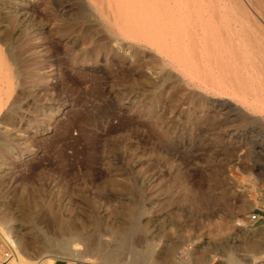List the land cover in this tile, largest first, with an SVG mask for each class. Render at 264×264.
I'll use <instances>...</instances> for the list:
<instances>
[{"label": "rangeland", "instance_id": "1", "mask_svg": "<svg viewBox=\"0 0 264 264\" xmlns=\"http://www.w3.org/2000/svg\"><path fill=\"white\" fill-rule=\"evenodd\" d=\"M124 1L0 0V264L11 249L26 264H118L83 247L45 250L56 221L97 216L153 228V264H209L264 193V111L205 88L200 26L186 69L184 38L175 50L152 33L151 7ZM172 1L180 12L190 0ZM218 1L235 37L257 45L264 75V0ZM127 208L133 217L107 216ZM119 264L139 263L128 251Z\"/></svg>", "mask_w": 264, "mask_h": 264}, {"label": "bare ground", "instance_id": "2", "mask_svg": "<svg viewBox=\"0 0 264 264\" xmlns=\"http://www.w3.org/2000/svg\"><path fill=\"white\" fill-rule=\"evenodd\" d=\"M126 1H129V0H125L124 2H126ZM136 1H135V3H137ZM150 1L149 0H139L140 6H141V7L139 6V9L142 8L141 12H145L146 11L145 9L147 7L149 10L152 9V12L150 11L151 14L150 15L148 14L149 18L151 17V25H152L151 28L153 31L152 33L153 34L155 33V35H158L161 38V40L162 39L167 40L168 38H171L170 39V41H171L173 39L174 42H173L172 47H174L175 50H177V51H179V39H180V37L184 38V39H182V41L185 40V42H187V44L185 45V47H186L185 51H187V56H186L185 60H183V63H182L183 65L187 66L186 69L189 68L188 67L189 64L191 66H193V68L195 65L197 66V64H196V62H197L196 61V57H197L196 52H198L197 51V49H198L197 48V39H198V33H199V26L202 29L203 46H202V51H201V54H202L201 57L203 60L202 66H203L204 70L201 71V74L199 75L200 76L199 80L206 85V86L205 85L204 86L207 90L218 89V90H221L222 93L226 94V95L228 94V92H230L233 95V97H235L237 99V100L235 99V101L239 102L244 107V109H245V107H247L248 109H250L251 111H253L256 114L258 112H260V109H262L261 111H264V75H263L261 69H259V63L257 62V60H258L257 56L258 55H256V53H255V50H257V49H254V45L256 47H257V45L256 44L253 45L251 43L252 41L250 40L252 38L248 39L245 36V34H244L245 38H240V37L236 38L235 37L234 34H235L236 29H233L231 27L230 22H228V21L224 22V19H223L224 17L220 14L221 9H226L225 5L222 6L220 1L217 2V0H211L210 4H208V5L205 3L206 2L205 0H190L191 1V3L189 1L190 4L188 3V1L185 4H183L181 9H183V7H184V9L186 10V13L181 14V9H179V8L178 9L180 10V12L178 10H176V8H174L172 10L169 9V0H167V1L166 0H150ZM173 1H172V3L175 2V1L174 2ZM176 1H178V0H176ZM131 2H132V0H131ZM122 3H123V1L119 4H122ZM198 3L201 4L200 7H199ZM230 3H232V2H230ZM113 4L115 5V3H113ZM127 4L128 3H126V5H125L126 8H127ZM133 4H131V5L134 6L135 4L134 5ZM175 4H176V2H175ZM181 4H182V2L180 3V5ZM114 5H112V6H114ZM121 6L123 7L124 5H121ZM137 6H138V4H137ZM137 6H135V7H137ZM176 6H179V5H176ZM117 7H119V6H117ZM135 7H134V10L136 9ZM150 7H151V9H150ZM179 7H181V6H179ZM126 8H125V10L127 11L128 8L127 9ZM128 10L130 11V9H128ZM114 11H116V10H114ZM139 11H137V12H139ZM131 12H132V10H131ZM124 14H125V12L123 13V15ZM134 14H137V13H134ZM201 14H203V16ZM119 15H121V14H119ZM129 15H130V13H129ZM164 16L169 17L170 21L168 22L167 19L165 20ZM196 17H199V18L196 19ZM246 17H248V16H246ZM118 18H120V17H118ZM135 18H137V16ZM125 19L126 18H124V20ZM130 19H129V21H130ZM118 20L121 21V19H118ZM247 20H249V19L247 18ZM139 24H141V23H139ZM142 24H143V22H142ZM263 24H264V22H263ZM125 25H127V24H125ZM134 25H135V23H134ZM136 25H138V24H136ZM129 26H130V22H129ZM261 26L264 27V25H261ZM125 28H126V26H125ZM127 28H129V27H127ZM135 29H136V27H135ZM146 29H148V28L146 27ZM137 30L139 32V29H137ZM133 31H134V28H133ZM121 32L124 33L123 31H120L118 33H121ZM244 33H246V32L244 31ZM262 34L264 36V30H262ZM168 35H172V37L168 36ZM126 36H128V35H126ZM129 37H131V36H129ZM260 37H262V36H260ZM132 39L133 38H131V41H132ZM257 39H258V37H257ZM236 42H237V44H236ZM149 43H150V41H149ZM182 43H184V42H182ZM254 43H256V42H254ZM148 44H146V45H148ZM127 46H129V45H127ZM165 46H167V45H165ZM149 47H151V46H149ZM185 47H184V49H185ZM259 47H258V49H259ZM162 48H164V47H162ZM160 49H161V47H160ZM165 50L168 51V49H166V48H165ZM158 51L160 52V50H158ZM169 54H170V51H169L168 55ZM259 54H260V50H259ZM261 55H263V54H261ZM263 56H262V60H263ZM179 57H181V56H179ZM168 58H170V57H168ZM173 60H175L174 62H172L174 64H176V63L179 64V62L181 63V61H182L181 59L179 61V58L177 56ZM200 60H201V58H200ZM263 64H264V62H263ZM171 65H173V64H170L169 66H171ZM170 68H172V67H170ZM178 68H175V66H174V70L175 69L178 70ZM193 68H190V69H193ZM190 69L187 70L188 73H189ZM193 71L197 72L198 70L193 69ZM182 72H184V71H182ZM198 72L200 73V71H198ZM195 77H197V76L195 75ZM199 85H200V83H199ZM202 88H203V86H202ZM206 89L204 90V93H205ZM210 93H211V91H210ZM218 97H220V96H218ZM237 106L238 105H236V107ZM18 202L21 205L24 204L23 203L24 201L20 200ZM118 214H121L122 218H123V216L131 218L134 216V211L131 208L123 209L122 211L121 210L120 211H118V210L107 211V216L109 218L115 217ZM105 235L110 236V238L112 239V244L108 247L103 246V243L101 242V238ZM153 238H155L153 235V228L150 229L149 226H145V225L133 226L130 223H124V224L121 223L118 226H116V225L110 226L107 223V221L100 220V219H98V216H97L94 219H92L89 226H86V224H84V223L81 224L80 226H78L76 224H66L62 221H56V223L54 225L53 234L51 236L47 237L45 240V250L48 252L50 250L57 248L60 251H68L69 249H72V248H75L77 250V249H80L83 247L84 250H83L82 255H81L83 257L91 256V257H102V258L108 259V260L113 259V260L117 261L118 264L122 261L123 255H125V253L129 251V252H131V255H133V257L138 261L139 264H149V263L153 264L152 262H150V261L155 259V249L156 248H155V245L153 243ZM25 248H26V245H25ZM10 264H26V262L22 256H19L16 254L14 256V259L12 260V262ZM38 264H50V263H41V261H40Z\"/></svg>", "mask_w": 264, "mask_h": 264}, {"label": "crops", "instance_id": "3", "mask_svg": "<svg viewBox=\"0 0 264 264\" xmlns=\"http://www.w3.org/2000/svg\"><path fill=\"white\" fill-rule=\"evenodd\" d=\"M256 214V222L239 225L241 230L233 238L234 245L227 239L225 247L211 248L209 264H264V193L259 197L251 215ZM235 241V242H234ZM53 264H97L72 262L58 259Z\"/></svg>", "mask_w": 264, "mask_h": 264}, {"label": "built area", "instance_id": "4", "mask_svg": "<svg viewBox=\"0 0 264 264\" xmlns=\"http://www.w3.org/2000/svg\"><path fill=\"white\" fill-rule=\"evenodd\" d=\"M258 220V216L256 214L252 215L250 217V221L251 222H256ZM14 258V252L13 250L11 249V251H9L8 253L5 254V260H4V263L10 261L11 259Z\"/></svg>", "mask_w": 264, "mask_h": 264}]
</instances>
